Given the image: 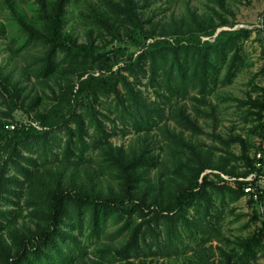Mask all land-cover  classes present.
<instances>
[{"label":"trees","instance_id":"obj_1","mask_svg":"<svg viewBox=\"0 0 264 264\" xmlns=\"http://www.w3.org/2000/svg\"><path fill=\"white\" fill-rule=\"evenodd\" d=\"M78 1L0 0V17L8 13V22L0 21V264H157L178 255L190 264L256 262L264 255V188L254 199L243 178L264 176L250 154L264 137L263 38L254 74L261 80H250L238 99L253 125L244 138L217 136L225 156H216L218 148L184 131L202 133L198 117L211 113L200 105L213 110L209 96L233 82L253 29L214 36L235 21L225 0H213L220 12L188 8L169 19L150 8L156 0H84L78 30L69 16ZM11 24L17 36L9 35ZM256 32L264 36V29ZM185 99L198 102L193 114ZM169 119L181 131L172 132ZM155 129L166 157L155 149ZM130 131L134 143L113 142ZM223 175L234 186L220 183ZM242 197L259 225L230 240L217 204ZM213 239L231 244H216L218 262Z\"/></svg>","mask_w":264,"mask_h":264},{"label":"rangeland","instance_id":"obj_2","mask_svg":"<svg viewBox=\"0 0 264 264\" xmlns=\"http://www.w3.org/2000/svg\"><path fill=\"white\" fill-rule=\"evenodd\" d=\"M96 1V0H95ZM226 6L228 9L232 11V15H228L229 20H232V17L235 21L232 26H223L217 28L215 34L220 30L224 29H236L240 27L253 29L251 35L244 41V64L242 65L240 71L237 73L233 82L229 85H224L218 87L215 93H212L208 100L213 104L214 109L211 110L209 106L203 107L207 112L211 113L208 116H199L198 123L202 127V133L192 135L189 130L184 131V137L187 139H191L194 142H203L204 145L208 147H216L219 150H214L216 156H225L224 145L220 141L217 136H220L223 139H229L230 136H241L242 138L247 137L249 128L252 127L253 121L250 117L245 116V106L239 107L238 99H243L245 97L246 91H249L250 80H254L255 82H259L261 80V76H255L254 74L258 72L261 64V40L264 36L260 34L258 36L255 26L258 22V16L264 10V0H225ZM84 0L78 1L76 5H70V23L74 25L78 30L83 26L81 23V19L78 16L79 10H83L84 8ZM150 8H155L157 11V17L165 16L166 19L170 17L179 18L181 16L186 15V10L188 8L192 10H196L198 14L207 15L212 13V9L220 12V7L213 0H156L154 3L151 2L149 5ZM8 13L6 10L3 11V15L0 17V21L8 22ZM255 28V29H254ZM8 33L10 36H17L18 31L14 25H9ZM214 34V36H215ZM261 37V40L259 39ZM20 38H23L20 34ZM212 40L213 37L204 36L202 40ZM80 40H84L83 35H80ZM6 43L7 40H4ZM30 52H34V47L32 45L28 46ZM3 56H5L3 58ZM6 55H0V64L5 63ZM16 64L19 68H22L26 64V59L17 58ZM16 74V71H15ZM47 92L48 89L45 88ZM111 100V98H109ZM185 102L190 107L189 111L193 114L191 110V105L193 102H196L192 99H185ZM103 103L108 107L109 101L103 99ZM213 113V114H212ZM16 116L19 119L26 120V116L23 115L22 112H17ZM170 130L172 132H179L181 128L176 124L173 119H169L167 122ZM156 133V138L159 140L158 144H156V151L159 152L161 150V155L166 157L168 154V149L163 142V134L159 130L153 131ZM62 134H60L61 136ZM137 135L130 131L125 135L119 134L117 137L113 138V142L118 144H124L126 147L134 143ZM250 140H254L255 137L253 135H248ZM229 150L234 154H239L240 147L237 142L230 143ZM160 147V148H158ZM254 148L250 150V154L252 155ZM96 153V152H95ZM93 157H95L93 155ZM233 164V162H230ZM13 172V170H11ZM264 207L259 206V210ZM217 209L221 211V223L220 230L224 237L232 240L237 235H247L253 232V230L259 225V222H252V208L247 204V197H242L238 201L234 203H228L225 205L217 204ZM248 224V225H247ZM83 243H86L85 238L82 237ZM105 241V240H103ZM187 241V240H186ZM188 242V241H187ZM214 255L212 256L215 262H218L219 255L216 244H221L225 248H228L231 244H228L226 241H211ZM194 245V244H193ZM93 246L87 247V252L91 255V250ZM191 250H188L187 256L191 257ZM91 257V256H88ZM157 264H190L188 259L184 255L171 256V257H163L161 258ZM252 264H264V255L260 254L259 258L256 262Z\"/></svg>","mask_w":264,"mask_h":264},{"label":"built area","instance_id":"obj_3","mask_svg":"<svg viewBox=\"0 0 264 264\" xmlns=\"http://www.w3.org/2000/svg\"><path fill=\"white\" fill-rule=\"evenodd\" d=\"M245 27V26H244ZM255 28L257 29H264V14H260L258 16V22L256 23ZM252 156L256 159L255 160V166L260 169L264 167V137L259 140L258 147L254 149ZM245 181H247V184L244 187V191L246 193L252 194L253 198H257V188H264V176L260 173H257L256 171L249 174L245 178H243ZM227 181L231 186H234V183L229 180V177L227 175H223V180H221L220 183H223ZM259 206L264 207V200L262 203L259 204ZM260 213H263L264 210L260 208Z\"/></svg>","mask_w":264,"mask_h":264},{"label":"water","instance_id":"obj_4","mask_svg":"<svg viewBox=\"0 0 264 264\" xmlns=\"http://www.w3.org/2000/svg\"><path fill=\"white\" fill-rule=\"evenodd\" d=\"M216 35V34H215Z\"/></svg>","mask_w":264,"mask_h":264}]
</instances>
